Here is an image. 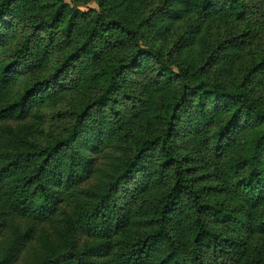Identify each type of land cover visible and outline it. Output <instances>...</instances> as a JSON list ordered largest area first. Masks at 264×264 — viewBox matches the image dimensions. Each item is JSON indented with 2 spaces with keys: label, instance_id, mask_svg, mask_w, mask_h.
Returning <instances> with one entry per match:
<instances>
[{
  "label": "trees",
  "instance_id": "obj_1",
  "mask_svg": "<svg viewBox=\"0 0 264 264\" xmlns=\"http://www.w3.org/2000/svg\"><path fill=\"white\" fill-rule=\"evenodd\" d=\"M194 8L264 24V0H197ZM16 34L0 67V200L3 215L32 224L29 233L67 217L68 250L40 264H264L261 100L208 79L211 57L194 66L150 45L107 0L87 12L65 0H0V44ZM236 40L229 44L239 48ZM18 74L32 82L6 101ZM78 90L89 100L65 132L35 138L37 106ZM222 192L235 204L214 201ZM9 226L0 217V241H12L0 264H18L26 247L27 233L13 240Z\"/></svg>",
  "mask_w": 264,
  "mask_h": 264
},
{
  "label": "rangeland",
  "instance_id": "obj_2",
  "mask_svg": "<svg viewBox=\"0 0 264 264\" xmlns=\"http://www.w3.org/2000/svg\"><path fill=\"white\" fill-rule=\"evenodd\" d=\"M65 1L80 11L87 12L90 9L98 11L102 0ZM107 1L112 3L116 16L123 22L134 23L140 28L143 38L150 45L165 52L174 49V56L177 59L191 65L205 63L211 57L214 63L207 75L208 79L211 81L218 79L219 83L233 88L244 86L252 96L264 103V72L255 76L254 71L260 65H264L263 23L255 21L253 17L241 22L235 19L202 17L194 8L197 0ZM167 13H171L172 16L169 17ZM17 35L9 36L3 45L0 44V67L5 56L17 46ZM234 38L237 39L235 44H240L239 48H234L233 43L229 44ZM242 41H245L243 45ZM222 71H226V74ZM139 76L140 70H137L132 78L139 80ZM31 82V75L18 74L16 80L3 93V99L15 100ZM132 86L138 98L150 102L151 94L146 88L136 84ZM88 96L87 92L78 90L58 92L45 98L35 110L40 116L35 121L36 132L33 136L39 141L46 142L60 136V133L68 128L72 113L87 103ZM11 126L18 127L16 124ZM137 130L141 131L140 125L137 126ZM113 157V155L108 157L110 168L115 161ZM228 159L222 157L219 160L220 170H223ZM220 183L222 184V180L214 184ZM214 201H219L220 204H235L233 196L225 192L219 193ZM7 210L5 202L0 200V217H5L9 221L11 230L9 236L14 240L15 237L27 233L26 247L18 264H40L49 256L68 250L69 225L65 215L47 223H39L36 228L33 227V232L29 233L28 227L32 224L27 222L19 226V219L3 215ZM10 242L12 241L7 239L0 241V257Z\"/></svg>",
  "mask_w": 264,
  "mask_h": 264
}]
</instances>
